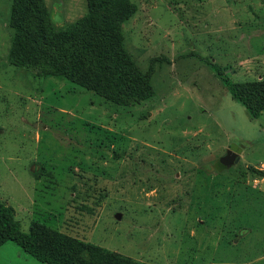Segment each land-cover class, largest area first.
Returning a JSON list of instances; mask_svg holds the SVG:
<instances>
[{"label": "rangeland", "instance_id": "rangeland-1", "mask_svg": "<svg viewBox=\"0 0 264 264\" xmlns=\"http://www.w3.org/2000/svg\"><path fill=\"white\" fill-rule=\"evenodd\" d=\"M22 1L49 46L0 0V201L19 229L118 264H264V111L206 65L264 82V0ZM0 264L45 263L7 240Z\"/></svg>", "mask_w": 264, "mask_h": 264}, {"label": "trees", "instance_id": "trees-1", "mask_svg": "<svg viewBox=\"0 0 264 264\" xmlns=\"http://www.w3.org/2000/svg\"><path fill=\"white\" fill-rule=\"evenodd\" d=\"M16 1L23 3L24 10L33 15L37 40L41 44L49 46L42 30V20L38 11L27 2ZM52 17L54 20H59L60 14L56 13ZM113 47H115V43H113ZM116 51H114L115 54ZM206 65L228 91L231 99L243 106L248 119H256L264 111V82L247 83L250 85L236 83L223 74L216 63L206 60ZM151 71L150 66L140 82L130 85L147 87ZM64 73L67 77L71 76L69 71L64 70ZM140 99L139 96H130L119 103L133 105L138 103ZM252 168L248 166L249 170ZM258 174L260 175L261 171ZM7 240H13L23 252L45 264H76L78 262L84 264H118L110 258H105L104 253L97 255L95 248L88 243L74 240L38 223L30 225L25 232L21 231L18 222L12 216L10 207L0 201V244ZM130 264L140 263L132 261Z\"/></svg>", "mask_w": 264, "mask_h": 264}, {"label": "water", "instance_id": "water-1", "mask_svg": "<svg viewBox=\"0 0 264 264\" xmlns=\"http://www.w3.org/2000/svg\"><path fill=\"white\" fill-rule=\"evenodd\" d=\"M239 149L234 145H228L223 155L218 159V165L222 168H226L238 160Z\"/></svg>", "mask_w": 264, "mask_h": 264}, {"label": "crops", "instance_id": "crops-1", "mask_svg": "<svg viewBox=\"0 0 264 264\" xmlns=\"http://www.w3.org/2000/svg\"><path fill=\"white\" fill-rule=\"evenodd\" d=\"M239 153H240V152H238V158H239V155H240ZM237 161H238V160H237Z\"/></svg>", "mask_w": 264, "mask_h": 264}, {"label": "flooded vegetation", "instance_id": "flooded-vegetation-1", "mask_svg": "<svg viewBox=\"0 0 264 264\" xmlns=\"http://www.w3.org/2000/svg\"><path fill=\"white\" fill-rule=\"evenodd\" d=\"M225 152V151H224Z\"/></svg>", "mask_w": 264, "mask_h": 264}]
</instances>
